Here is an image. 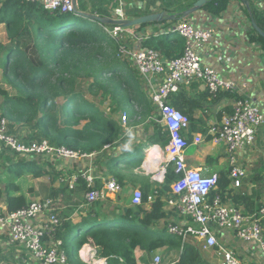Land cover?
Wrapping results in <instances>:
<instances>
[{"label": "trees", "instance_id": "1", "mask_svg": "<svg viewBox=\"0 0 264 264\" xmlns=\"http://www.w3.org/2000/svg\"><path fill=\"white\" fill-rule=\"evenodd\" d=\"M243 2L249 4L250 18L263 33L249 21V41L257 45L264 60V14L252 7L250 0ZM226 6L227 0H209L190 15H185V12L192 6L183 8L179 16L185 17L186 21L192 18L199 29H208L198 22L203 10L212 18L223 12ZM77 9L86 11L80 7ZM97 13L102 17H116L102 11ZM145 15L139 13L133 17ZM0 23L5 25L7 39L0 42V70L5 83L14 92L0 87V109L2 116L7 118L9 134L24 142L47 140L56 147L64 146L87 154L98 153L97 162L105 164L109 170L119 167V164H124L125 168H139L143 163V150L138 148L116 155L112 149L126 132L118 116L119 112L126 111L129 125L142 124L146 132L153 129L147 148L154 145L163 149L167 147L169 133L154 120L158 117V109L150 100V86L143 82L130 60L119 56V43L104 29H111L114 25L101 24L78 12H51L40 1L30 3L24 0H8L0 8ZM143 26L146 25H140ZM184 44L183 39L171 40L162 35L145 42L144 46L159 50L166 60H171L183 54ZM182 86L180 84L179 90L170 96V103L187 115L192 125L197 109L202 106L188 98ZM108 101L110 114L104 111V104ZM25 128L28 134L22 136L21 131ZM202 133L206 134L207 129H202ZM106 145H110L108 150ZM15 158L17 155L8 150L0 152V179L5 171L9 175L0 190L1 196L5 197L7 212L16 211L31 202L18 182L26 174L35 178L50 176L52 184L60 175L50 171L56 170L54 162L44 160L42 156L32 159L20 157L18 161ZM103 159L104 162L101 161ZM229 174L230 170L217 176V189L211 196L220 195L225 202L243 207L246 214L258 211L264 205L260 197L264 191L260 171L250 177L254 185L252 192H236ZM178 178L173 166H167L159 196L149 204V208V185H146L142 205L133 206L130 200L118 195L117 201L107 198L91 205H87L85 200L86 212L80 222L72 220L70 211L59 214L61 225L56 239L61 241L68 262L82 264L79 252L90 244L97 249L98 256L108 259V264H139L135 253L138 248L148 255L158 250L163 251L164 257L178 253V264H198L201 251L193 244V238L183 243L180 237L168 232V225L176 222L174 218L178 213L166 209L164 198L169 196L171 185ZM118 179L122 183L124 175L120 174ZM79 181L82 182L79 189L85 193L86 184L81 178ZM96 183L101 186L99 180ZM62 185L53 188V197L65 194L69 189L67 182Z\"/></svg>", "mask_w": 264, "mask_h": 264}, {"label": "built area", "instance_id": "2", "mask_svg": "<svg viewBox=\"0 0 264 264\" xmlns=\"http://www.w3.org/2000/svg\"><path fill=\"white\" fill-rule=\"evenodd\" d=\"M35 3L42 2L45 9L54 12H76L75 0H24ZM117 19H125L123 5L114 10ZM129 28L114 25L104 29L119 43V56L130 58L138 71L152 89L151 100L158 109L155 119L162 124L169 133L170 141L166 147V155L161 162V170H148L152 179L160 185L164 183L166 168L172 165L179 178L171 185V192L167 198L166 209L174 210L181 220L169 224L168 232L181 238L182 242L192 237L204 250L216 248L221 256V264H245L235 252L219 243L217 234L221 231L233 232L246 243H254L264 252V205L251 214L244 213L234 204H227L220 195L211 196L217 189V175H205L200 170L191 169L185 161V152L190 142L184 137L183 131L190 127L187 115L176 109L170 103V96L180 88V83L191 84L200 81L205 84L213 96L221 92H228L236 96L232 111L222 118L219 126L210 128L209 134L215 142H223L227 147L229 178L234 188L242 185L246 170L239 164V155L244 150L253 147L257 141L259 129L264 126V112L259 104L244 97L239 91L238 84L230 78L224 77L215 68L203 64L202 52L213 38L212 29H199L190 21L181 20L174 32L184 37L186 46L183 54L171 60L163 58L154 48L128 49L123 43V33ZM163 76L162 83L155 86L154 78ZM121 124L128 125V114L123 111L120 116ZM204 141L201 134L194 138L195 144ZM0 152L8 150L20 157L32 159L42 156L44 160L76 161L92 158L97 153H81L64 146L56 147L47 140L24 142L8 133L7 118L0 115ZM110 145H106L108 149ZM94 161L83 169L81 175L65 176L70 190H76L79 178L86 184L84 198L87 205L103 201L111 196H118L123 188L119 181L112 177L98 187L97 180L101 175H95ZM100 168V166H99ZM157 187L148 195V204L159 196ZM144 194L140 188H134L131 204H143ZM61 225L57 205L52 198L37 199L27 206L13 212L0 214V232L7 233L12 243L24 248L39 264H66L68 257L61 247V241L56 239V233ZM90 264H108V259H98L95 253L89 254ZM123 262V260L121 259ZM153 264H165L161 254H156ZM173 260L167 264H178ZM0 264H4L1 263Z\"/></svg>", "mask_w": 264, "mask_h": 264}, {"label": "crops", "instance_id": "3", "mask_svg": "<svg viewBox=\"0 0 264 264\" xmlns=\"http://www.w3.org/2000/svg\"><path fill=\"white\" fill-rule=\"evenodd\" d=\"M197 1L198 0H83V2L80 3L82 4V7L80 8H84L86 10L85 13L89 14L98 15L97 12L102 11L116 16L114 10L122 4L127 19H134L133 16L139 13H146L147 15L161 13L163 14V17L160 20L144 24L146 26L143 27H140L139 25L129 28L127 32L122 34V43L128 49L139 47L147 48L144 46L145 42L154 37L163 35L171 40L177 38L183 39L185 42V49L186 40L184 37L174 32V27L185 18L179 16L181 10L187 6L193 7L194 3ZM76 3L78 8L80 6L78 0H76ZM227 3L228 6H226V9L216 16L209 18L205 10H203L202 17L198 18L200 25L214 31L213 38L209 44L206 45V50L202 52L203 64L215 68L224 77L235 81L239 86L241 94L259 104L264 112V60L261 58L260 50L257 45L249 41L250 28L248 23L251 20V14L248 8L249 4H246L243 0H227ZM250 3L252 7L257 8L262 14H264V0H250ZM181 5L182 7H180ZM128 15H131L132 17L129 18L127 17ZM192 21L191 18L190 22ZM192 23L199 27L195 20ZM161 55L163 58L165 57L162 53ZM126 59L130 60L134 68L138 71L133 61L130 58ZM138 73L143 82L148 85L139 71ZM162 80L163 76L155 77V86H159L162 83ZM180 84L183 85V92L187 97L199 103L200 107L202 106L201 108H198L195 113L196 120L194 124H190V127L183 131L184 137L190 142V145L185 152V161L188 167L200 170L205 175L218 176L221 172H228L231 167L229 165L227 147L223 142H215L214 137L212 135V137L210 136L209 130L214 126H219L222 118L232 111L236 96L228 92H221L216 96H213L209 93L205 84L200 81H194L191 84L182 82ZM207 91L209 94H206ZM150 92L152 95V89H150ZM156 118L157 117H154V120ZM124 128H126L124 137L119 142H116L112 149L116 151V155L137 150L138 148L143 150L145 158L142 166L139 168H125L126 166L124 164H119V167L109 170L105 164L100 165L97 162V155H94L92 158L69 161V163L65 165L68 170L64 169L65 171L60 170L58 166V172L61 174L64 173L63 175L68 173L69 175L66 176H79L84 171L83 169H87L92 161H94L96 165L94 174L101 175V177L96 179L97 181H100L101 185L104 181H107L112 177L119 180L118 176L123 174L124 179L122 180V183H120L123 188V191L120 194L121 196H124L131 201L133 189L140 188L143 191V188L146 185H149V194H151L152 190L158 186L161 187V185L158 181L152 179V174L148 172V170H161L162 166L160 164L163 161V156L166 155V147L163 149L159 145H154L147 148L150 144L148 138L153 132L152 128H149L146 132L142 124L129 125V121L128 125ZM202 129H207V133L203 134ZM199 134L203 136L204 141L200 144H195L194 138ZM257 143L261 146L259 154L254 149V146L256 147ZM126 144L131 150L125 148ZM254 146L244 150L239 155V164L246 170V176L242 179L241 187L234 188L232 186L236 192L238 190H248L249 192H252L254 185L250 181V177L259 171L262 179L261 182L263 183L262 187L264 189V126L259 129L257 141ZM15 160L18 161L17 158H15ZM101 161L104 162V159ZM60 162L62 163L61 160ZM248 170L254 171L249 173ZM62 183L63 181L61 182L60 180V183L57 182L55 185L53 184V187H62ZM81 185L82 182L78 181L76 191L79 190L81 192L79 189ZM68 191L70 190L68 189ZM123 192H130V197H126ZM83 194L85 195L84 192ZM61 196H64V194H60L56 198H60ZM118 197L119 196L113 195L109 197V199L117 201ZM260 197L261 201L264 200V191L261 192ZM225 203L232 204L230 201H226ZM0 207L2 208L0 214L7 212L6 203H3ZM147 207L149 208L150 205L148 204ZM68 208L69 207L62 206L60 209L57 206V211L59 214L70 211L72 212V220L74 222H80L81 217L85 215L86 212L85 209H83L84 203L81 205L75 203V207ZM239 208L245 213L243 207ZM181 219L180 216H177V218H174V221L177 222ZM217 236L219 243L233 250L243 263L264 264V252L259 249L256 244L244 242L233 232L221 231ZM193 244L198 246L201 251V259L198 264H221L222 258L218 254L216 248L204 250L200 247L198 242L193 241ZM90 253H95L98 259L104 258L97 255V249L94 246L86 244L79 252L82 264H90L88 257ZM135 253L139 264H148L147 257L150 254H146L139 248ZM154 257L152 262L154 261ZM162 257L165 264L176 259L179 260L178 253H172L165 256L171 257L172 260H166L164 256ZM3 261L5 262L4 264H39L31 257L29 252L24 250V248L12 243L7 233L0 232V262L3 263ZM66 264L71 263L67 262ZM74 264H77V262Z\"/></svg>", "mask_w": 264, "mask_h": 264}, {"label": "rangeland", "instance_id": "4", "mask_svg": "<svg viewBox=\"0 0 264 264\" xmlns=\"http://www.w3.org/2000/svg\"><path fill=\"white\" fill-rule=\"evenodd\" d=\"M1 2V7H3L4 5L7 4L8 0H0ZM83 0H78V3H79V7H82V3ZM7 39H6V29H5V25L3 23H0V42H6ZM122 58V57H121ZM0 87H4V88H7L9 91H11L12 93L13 90L11 89V87H9L4 79H3V72L2 70H0ZM1 103H2V98L0 97V108H1ZM111 110V106H110V101L106 102L104 104V111L106 114H110V111ZM122 112H119L118 113V116H121ZM0 115L2 116V111L0 109ZM21 134L22 136H25L28 134V130L25 128V129H22L21 131ZM2 147V145L0 144V148ZM254 149L257 151V153L259 154L260 152V149H261V146H259V143H257V146L255 147L254 146ZM264 149V148H263ZM145 158V154H143L141 160H144ZM19 159V158H18ZM66 161V162H64ZM259 161H260V158H259ZM69 161L68 160H63L62 159V163L60 161L58 162H54V165H55V171H52L50 170L52 173L55 172V174L58 172L57 170V167L59 166L60 170H68L66 168V164H68ZM49 169H51V167H49ZM64 170V171H65ZM254 170H248V172L252 173ZM259 171V170H257ZM64 173H60L59 175V178L58 180L56 181V183H60V180L62 182V178H65L66 175H69L68 173L63 175ZM9 178V175L6 173V171L4 172L3 174V177H2V180L0 179V190L1 188L4 187V181L7 180ZM18 182H20L22 184V187H23V192L24 194L27 196L28 200L29 201H33V200H37V199H47V198H52L56 205L61 209L62 206H65V207H69V208H72V207H75V203H81L82 204L85 202V198H84V194L82 192H80L79 190H77L76 192H70L68 190L65 191V194L64 196H61L60 198H55L52 196V191H53V184L51 182V179H50V176H45V177H41V178H35L33 177L31 174H26L23 178H21ZM55 183V184H56ZM54 184V185H55ZM56 188H60V187H56ZM123 194L126 196V197H130V192L126 193V192H123ZM0 205H3V203H5V197L4 195L0 194ZM119 201V199H118ZM68 208V209H69ZM85 205H84V208L85 209ZM67 210V209H66ZM2 212V208L0 207V213ZM162 250H159V251H156L152 254H150L147 258H148V264H153L152 262V259L154 257L155 254H161L162 255ZM140 254V253H139ZM166 258V260H172L171 257H164ZM3 263H5L3 261Z\"/></svg>", "mask_w": 264, "mask_h": 264}, {"label": "water", "instance_id": "5", "mask_svg": "<svg viewBox=\"0 0 264 264\" xmlns=\"http://www.w3.org/2000/svg\"><path fill=\"white\" fill-rule=\"evenodd\" d=\"M209 0H198L197 2L194 3V6L187 10L185 12V15H190L193 12L197 11L198 9H200L202 6H204L206 4V2H208ZM76 3V0H75ZM77 6V3H76ZM76 12H78L80 15H82L85 18H90L94 21H97L101 24H110V25H116V26H120V27H124V28H128V27H134V26H139L142 24H147V23H151V22H155L157 20H160L163 17V14L159 13V14H149V15H145V16H141L139 18H134V19H117V18H108V17H102L96 14H89V13H85V12H80L78 11V9L76 8ZM253 26L256 28V30L258 32H260L261 34L262 31L258 28V26L256 25V23L254 22V20H251Z\"/></svg>", "mask_w": 264, "mask_h": 264}, {"label": "clouds", "instance_id": "6", "mask_svg": "<svg viewBox=\"0 0 264 264\" xmlns=\"http://www.w3.org/2000/svg\"><path fill=\"white\" fill-rule=\"evenodd\" d=\"M125 148H128V150H131L127 144L125 145Z\"/></svg>", "mask_w": 264, "mask_h": 264}, {"label": "bare ground", "instance_id": "7", "mask_svg": "<svg viewBox=\"0 0 264 264\" xmlns=\"http://www.w3.org/2000/svg\"><path fill=\"white\" fill-rule=\"evenodd\" d=\"M154 157V156H153Z\"/></svg>", "mask_w": 264, "mask_h": 264}]
</instances>
